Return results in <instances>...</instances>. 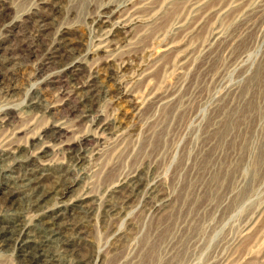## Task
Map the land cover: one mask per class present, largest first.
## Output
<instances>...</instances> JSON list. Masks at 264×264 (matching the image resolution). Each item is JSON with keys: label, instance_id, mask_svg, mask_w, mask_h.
<instances>
[{"label": "rangeland", "instance_id": "1", "mask_svg": "<svg viewBox=\"0 0 264 264\" xmlns=\"http://www.w3.org/2000/svg\"><path fill=\"white\" fill-rule=\"evenodd\" d=\"M43 1L0 0V149L19 145L28 149L36 144L35 138L51 117L31 111L28 103L36 97L34 88L59 65H51L41 74L38 66L51 56L58 37L82 43L83 49L75 56L80 67L44 91L48 99L72 93L70 109L74 113L68 116L72 135L91 137L84 144L89 155L85 164L74 162L64 150L51 151L46 158L60 174L69 171L72 178L82 173L86 177L66 199L73 193L92 192L95 215L84 220L83 230L93 243L80 255L90 264L98 250L106 257L105 264H264V32L258 29L264 11L257 18L246 19L238 30L243 34L240 40L234 39L233 46L220 48L208 58L194 54L196 62L181 72L178 55L193 46L202 51L214 29L219 25L226 29L228 24L230 30L228 21L234 18L219 16L201 25L202 20L201 26H188L186 31L193 34L186 41L180 39L184 42L153 66L149 81L135 84L142 97L174 90L177 94L172 103L177 106L164 110L165 101L159 100L156 106L149 104L139 110L128 100L115 101V79L107 68L96 70L94 61L98 56L95 15L103 4L118 0H55L57 7L54 0ZM161 1L160 7H164L166 2ZM186 1L156 8V15L150 18L154 20L134 38L139 41L131 71L140 64L151 65L155 58L151 53L175 37V23L190 12ZM257 1L243 0L245 8ZM39 5L47 6L48 12L42 13L46 22H39L38 17L20 19L33 17ZM90 49L94 52L88 54ZM90 73L97 75L92 87L78 89V82L81 86L91 80ZM226 86L235 91L227 93ZM65 111L62 114L68 115L69 107ZM99 119L116 120L118 126L112 134L101 132L94 139V123ZM21 156L0 161V188L7 185L6 173L18 175L28 160ZM136 173L159 181L162 192H171L176 198L174 205L157 214L160 216L148 217V211L136 207L137 201L126 204L113 187L119 179ZM24 210L20 213L34 222L35 212ZM127 214L140 230L129 226ZM248 228L252 229L248 232ZM117 230L123 234L122 244L116 241ZM127 242L131 248L130 244L124 246ZM0 264L24 263L16 250L0 247Z\"/></svg>", "mask_w": 264, "mask_h": 264}, {"label": "bare ground", "instance_id": "2", "mask_svg": "<svg viewBox=\"0 0 264 264\" xmlns=\"http://www.w3.org/2000/svg\"><path fill=\"white\" fill-rule=\"evenodd\" d=\"M51 1L44 0L43 2ZM159 1L118 0L108 2L103 4L99 8V12L97 11L98 14L96 13L95 15L94 23L96 24L98 41L95 49V52H98V56L94 60L96 65L98 64L96 70L98 68H107L109 76L115 79L116 102L128 100L132 108H138L139 110L147 107V105L149 106V104L161 103L159 100L165 101V103L163 102L165 105H162L163 108L161 107L164 110L168 108L172 110V107L177 106L172 103L174 96L177 94V92L174 94V90V92L171 91L166 93V95L155 97L151 96L152 94L150 93H145L146 96L142 97V94H137L138 91L135 88V84L140 80L145 83L149 77L151 78L154 65L156 63L161 64L163 58L178 48L179 43L184 42L183 40L186 41V38L192 33L186 31L188 26H201L203 23L219 16L226 20L229 17H233V20L236 19L235 22L228 19L230 30L227 29L228 24L226 29L222 25L216 27L211 34L210 40L204 46L202 45V51L200 48L193 46L189 47L182 55H178L182 68L181 72L196 62L197 59L193 58L194 54L195 56L200 54L202 58H208L214 52H218L220 48L227 50L231 45L233 46L234 39L240 40L241 37L239 36L243 34V32L238 30L244 26L246 19L250 17L251 19L257 18L264 11V7L261 8L264 6L261 0L253 2L254 4H251L249 8H245L246 4L244 5L243 0H187L186 2L190 5V12L187 18L179 19L175 23L173 34L175 37H170L159 50L151 53L155 54L151 65L140 64L138 70L131 71L132 67H134L131 59L137 55L136 45L139 41H134V38L154 20V17L153 20H150V18L152 19V16L156 15L154 13L156 8L158 10L162 9L163 6L160 7ZM164 1L166 3L163 8H169L179 3L178 0ZM163 2L161 1V3ZM54 4L57 7L58 2L55 1ZM261 9L263 11H260ZM43 12H48L47 6L39 5L33 12V17L20 16V19L34 20L35 17H38L39 22L44 23L47 18L43 17ZM202 20L203 22L200 25L199 23ZM226 20L223 19V21ZM258 27L260 31L264 32V18L259 22ZM185 32H187V35ZM183 33H185V37L182 36ZM180 39L183 40L180 41ZM81 49H83L82 43H76L72 38L58 37L56 39L51 56L39 64L38 74H41V71L50 69L55 64V66L59 65L60 67H56L58 70L50 77L44 80L41 79L40 87L34 88L36 97L28 103V108L31 111H40L49 115L51 117L49 123L35 138L36 144H33L30 148L22 149V146L19 145L0 149V161L10 159L19 153L24 159H28L23 162L21 168L24 169L20 168L18 175L6 173L7 181L5 183L7 185L0 188V201L2 202L0 207V247L16 250L24 264H90L88 258L86 259L80 254H82L81 250L83 248L88 249L93 243L83 230V224L87 222L84 220H88L95 215V203L92 192L84 191L79 195H73V193L69 199H66V195L70 191H75L79 181L86 177L82 173V176L72 178L69 175V171H64L63 174H60L57 166L53 168L52 164H50V159H46L51 156V151L56 153L61 150H64L71 160L81 165L82 163L85 164L89 158L88 150L84 147V144L91 137L86 134L73 136L74 128L70 125L71 123L69 124L70 118L68 119V116L74 113V110L70 109V99L74 97L71 96L72 93H64L65 98L59 96L53 98L52 96L53 99H48L44 94V91L47 88L49 89V86L62 82V78L66 74L75 73L80 67V61L75 56L81 52ZM87 52L91 54L94 50L91 51L90 49ZM67 58H71V60L66 62L68 61L66 60ZM78 58L80 59L79 56ZM96 70L94 71L95 73H97ZM95 73H90L92 74L91 80L87 84L80 86L78 82V89L87 90V88L92 87L97 76H95ZM147 84L149 83L147 82ZM232 90L235 91V88L225 87L227 93ZM78 92L80 93V91ZM222 99L223 97L219 98V100ZM177 103L175 100V104ZM68 107V115L67 113L66 115L62 114V110L65 111ZM7 118L9 119L10 116ZM94 125L95 135L93 138L97 139L100 138L101 132L112 134L116 126H118V122L113 119H99ZM123 134L124 131L120 132L118 136H123ZM52 179L54 181H51ZM49 182H52V184L49 185ZM160 185L161 183L157 180H149L146 174L136 173L119 179L115 183L113 190L122 196L126 204L137 201V208H144L145 211H148V217L149 215L154 217L158 213L162 215L176 199L171 192L167 191L166 194L162 192ZM24 209L35 212L37 217L34 222L31 219H27L23 212L20 213ZM127 216L129 226L135 230H140L138 223L136 224L134 219H130L129 214ZM251 229L248 228V232ZM122 235L121 230H117L115 233L116 241L121 244ZM128 244H130L129 247L131 248L132 244L130 242L125 243L124 246ZM105 262L106 257L101 255V250H98L94 255V264H105Z\"/></svg>", "mask_w": 264, "mask_h": 264}]
</instances>
